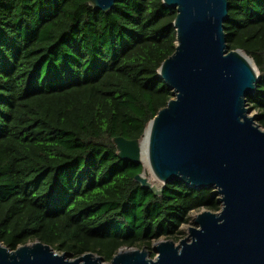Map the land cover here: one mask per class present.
<instances>
[{
    "label": "trees",
    "instance_id": "obj_1",
    "mask_svg": "<svg viewBox=\"0 0 264 264\" xmlns=\"http://www.w3.org/2000/svg\"><path fill=\"white\" fill-rule=\"evenodd\" d=\"M177 9L163 0H0V243L41 241L111 262L122 248L179 240L212 188L176 181L161 195L118 157L174 96L159 75L176 50ZM227 43L259 70L247 106L264 128V0H229Z\"/></svg>",
    "mask_w": 264,
    "mask_h": 264
},
{
    "label": "water",
    "instance_id": "obj_2",
    "mask_svg": "<svg viewBox=\"0 0 264 264\" xmlns=\"http://www.w3.org/2000/svg\"><path fill=\"white\" fill-rule=\"evenodd\" d=\"M163 1L177 9L176 50L159 68L174 96L144 134L150 170L163 184H152L144 171L135 180L156 195L176 181L212 188L221 209L201 210L179 244L154 245L155 257L144 247L122 248L111 262L93 252L73 258L35 241L15 250L0 243V264H264V128L247 106L257 90L256 65L228 46L229 0ZM116 2L92 5L109 11ZM143 140L116 137L118 157L143 163Z\"/></svg>",
    "mask_w": 264,
    "mask_h": 264
},
{
    "label": "rangeland",
    "instance_id": "obj_3",
    "mask_svg": "<svg viewBox=\"0 0 264 264\" xmlns=\"http://www.w3.org/2000/svg\"><path fill=\"white\" fill-rule=\"evenodd\" d=\"M256 69H257V67H256ZM257 72H258V75H259V70H258V69H257ZM248 107H249V106H248ZM251 111H252V110H251ZM250 115H257V113H256L255 111H252ZM143 162H144V161H143ZM143 164H145V163H143ZM144 175H145V177L148 178V180H149L152 184L156 185L157 187H161V186H162V184H163L162 181H160L158 178H156V177L154 176V174L152 173V171L146 167V165H144ZM202 210H204V209H202ZM199 212H200V211H193V212L191 213V221H190L188 224H183V225L181 226L180 229H182V230L184 231V234L181 235V237H180L179 240H178V239H177V240H174L176 244H179L180 241L188 235V230H189V227H190V226H195V224L193 223V218H194V217L196 216V214L199 213ZM164 240H167V238H165V237H161L159 240H156V241H154V242L151 244V248L146 247V249L149 251V255H150L151 257H155V255L157 254L156 251L153 249L154 245H155L157 242H159V241H164ZM140 249H141V248H140Z\"/></svg>",
    "mask_w": 264,
    "mask_h": 264
},
{
    "label": "bare ground",
    "instance_id": "obj_4",
    "mask_svg": "<svg viewBox=\"0 0 264 264\" xmlns=\"http://www.w3.org/2000/svg\"><path fill=\"white\" fill-rule=\"evenodd\" d=\"M147 140H148V133L144 137L143 144H142V161H144L146 167L148 169H150L149 164H148V160H147V149H148Z\"/></svg>",
    "mask_w": 264,
    "mask_h": 264
}]
</instances>
